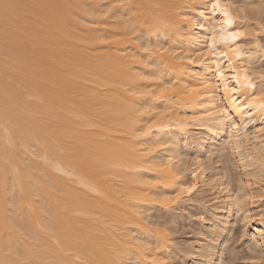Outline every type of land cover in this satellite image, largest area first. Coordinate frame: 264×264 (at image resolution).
Returning a JSON list of instances; mask_svg holds the SVG:
<instances>
[{"label": "bare ground", "instance_id": "obj_1", "mask_svg": "<svg viewBox=\"0 0 264 264\" xmlns=\"http://www.w3.org/2000/svg\"><path fill=\"white\" fill-rule=\"evenodd\" d=\"M5 2L54 7L22 19V30L5 21L20 10L0 8V264H175L168 231L148 218L196 194L211 199L209 227L183 264L197 256L196 264H219L234 214L248 219L264 252V224L253 222L264 201V109L251 98L259 81L246 87L241 71L249 62L258 71L264 54L228 52L219 68L216 57L196 55L221 28L196 11L210 0H131L134 9L107 16L106 5L127 0ZM230 11L228 30L260 29L258 13L248 11L258 21L251 30L235 19L238 9ZM141 43L151 44L148 52ZM153 75L159 79H142ZM166 84L174 91L165 99L130 95L149 87L158 95ZM245 101L251 116L240 107ZM152 120L164 130L139 135ZM230 163L239 170L237 192ZM164 196L170 201L153 202ZM226 249L230 264L233 249Z\"/></svg>", "mask_w": 264, "mask_h": 264}, {"label": "snow or ice", "instance_id": "obj_2", "mask_svg": "<svg viewBox=\"0 0 264 264\" xmlns=\"http://www.w3.org/2000/svg\"><path fill=\"white\" fill-rule=\"evenodd\" d=\"M48 7H54L53 5H44V4H39V3H34V4H16L12 5L5 0H0V8L5 9L6 11L10 8H16L20 11L17 12V15L15 18H12L9 20L8 17H5L6 21V28L8 23H14L16 25L17 30H22L23 25L20 24L19 22L24 19L25 17L28 16H33L36 14L35 10L39 9H45ZM116 7H125L129 9H134L136 5L131 3V0H127L125 3H112L111 5H106V11L103 13V15L107 16L108 13H110L114 8ZM230 9H238V13L235 15L236 20H247L250 19L251 17L248 16V11L251 10L253 14H259L261 19V26L260 29L253 30L251 32L247 31L243 27H237L234 30H228L224 26H230L234 22V17L233 13L230 11ZM199 14L200 17H205L208 15V19L211 20L213 18L216 19V22L221 25V28L219 30V35L212 34L209 39L210 43L206 45V51L201 52V53H196L198 56H205V57H216L217 59L213 61L216 64V67H220V60L219 58L223 57L228 59V52L235 53L237 56H243L245 53L242 51L244 48H254L257 51L256 55L260 56L261 54H264V0H261L259 4L257 3H234L233 0H210V3L205 5L204 8L202 9H197L196 10ZM240 13H243L244 15H240ZM223 18H220V17ZM187 19L188 17H184ZM197 27L200 29H204L206 25L204 23H197ZM154 32L157 33V38L159 39V30L158 29H153ZM11 34L6 31V40L5 42H9V36ZM242 38H245L242 41ZM223 44L227 45V51L219 50L218 45ZM142 50L144 52H148L151 44H149L147 47L144 46L143 43H141ZM164 51H167V49H164ZM187 63L193 64V63H199V61L193 60V59H188ZM250 67H246L241 69L244 73V80L247 81L246 87L253 88L255 89L256 87V81L258 80L260 83L261 91L259 95H256L255 91H253L252 94V99H256L261 101V104L256 105L255 107L264 109V58L261 59V64L256 72H251V62H249ZM231 73V78L236 81V84L239 85L240 83V75L238 70L232 66L230 60L229 63L226 65ZM251 73V74H250ZM219 75L223 77L225 75L224 71H220ZM254 77V78H253ZM142 79H152V80H158L159 76L153 75V76H143ZM237 86H233L231 88V92L235 94L238 91ZM174 91L172 88L171 84H166L163 85L159 88L158 90V95L157 91L151 87L147 88L145 91H142L140 93L136 92H131L130 95L136 96V95H141V96H156L157 99H165L167 98V95ZM195 91V89H193ZM241 108H247L248 112L247 114L251 116L253 105L251 103H248L245 101L244 103L240 104ZM148 109H144V112H148ZM143 114V113H141ZM164 125H162L159 121L157 120H152L147 124V127L144 128L143 131L139 132V135L144 136L150 134L154 129L157 131H163L164 130ZM170 127V126H169ZM239 124H233V128H238ZM261 132H264V128L260 129ZM239 135V133H237ZM150 184H157L160 183V181H148ZM251 187V185H249ZM196 188V184H191L188 186H184L180 190V194H177L175 197L176 201H179L180 195L183 194L184 192L191 193L194 189ZM170 197L164 196L160 199H153L154 203L160 204L166 201H170ZM261 207L264 208V202H262ZM198 219L203 220L204 217L201 216ZM241 220L244 223V229H241L242 232L245 230L250 231V228L248 227V219L241 217ZM260 222L261 224H264V215L260 217ZM159 227V225H157ZM240 239V243L243 246V244L247 243L246 239L243 238H238ZM159 251V248L156 249ZM155 260V257H153ZM125 264H133L131 261H126ZM156 264H162V262L157 261Z\"/></svg>", "mask_w": 264, "mask_h": 264}, {"label": "rangeland", "instance_id": "obj_3", "mask_svg": "<svg viewBox=\"0 0 264 264\" xmlns=\"http://www.w3.org/2000/svg\"><path fill=\"white\" fill-rule=\"evenodd\" d=\"M249 17L251 18L240 21L243 23H249L250 29L253 30L257 27L258 21L253 14H249ZM260 64L261 60L257 63V65ZM215 157L216 156H214L213 159H215ZM231 158L233 159L232 155ZM189 160H191V156L189 157ZM213 161H217V159ZM219 165L223 166L222 163H219ZM229 166L231 168V174L235 180L236 187L234 190L237 192L240 177L239 170L235 168L234 163H230ZM261 204L262 202H259L258 207L254 209L255 217L253 222L260 221V217L264 215V208L261 207ZM211 205V199L207 198L206 195L197 196L196 194L191 198H185L181 203L175 205L169 211L166 209L151 210L148 221H159L168 231L172 244L175 248V251L170 254L175 264H183L184 257L191 254L202 230L205 231L209 227V208ZM248 207L249 206H247V208ZM201 216L204 217L203 220L198 219ZM248 227L250 228V231L245 230L242 232L241 229H244V223L241 220V215L234 214L231 232L226 237L227 242L223 245L222 250L224 251L222 256H220L219 264H228L229 262L227 257H230V254L227 253V247L233 249L232 257L234 259L230 264H256L264 260L262 247L255 243L250 235L252 233L251 223H248ZM238 238L246 239L247 243L242 246L240 239ZM198 257L199 256L195 258V261L192 264H196V262L199 261Z\"/></svg>", "mask_w": 264, "mask_h": 264}]
</instances>
